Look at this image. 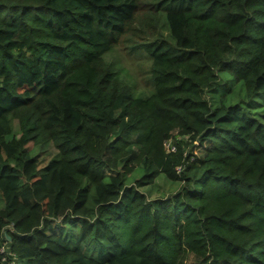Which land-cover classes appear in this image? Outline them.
Masks as SVG:
<instances>
[{
  "label": "trees",
  "instance_id": "trees-1",
  "mask_svg": "<svg viewBox=\"0 0 264 264\" xmlns=\"http://www.w3.org/2000/svg\"><path fill=\"white\" fill-rule=\"evenodd\" d=\"M0 264H264V0H0Z\"/></svg>",
  "mask_w": 264,
  "mask_h": 264
},
{
  "label": "rangeland",
  "instance_id": "rangeland-1",
  "mask_svg": "<svg viewBox=\"0 0 264 264\" xmlns=\"http://www.w3.org/2000/svg\"><path fill=\"white\" fill-rule=\"evenodd\" d=\"M126 48H117L111 54L107 55L106 61H115L118 65V69L121 71V76L123 80L132 86L137 95H142L143 92H147L151 89V83L149 81V72H148V61L146 58L142 57L141 61L145 64L140 65L133 57V55H128V50ZM225 79H228L227 76H224ZM137 85V90L135 84ZM227 87L222 86L220 87L215 93L216 95L219 94V97L226 91ZM207 97L210 100H215L212 96V93H208ZM218 97V99H219ZM17 130V129H16ZM12 136H8L7 139L10 140ZM29 150L33 152L34 155H41L43 151L46 150V145L33 147V144L28 145ZM205 148V147H204ZM203 147L197 148L196 152L201 153L203 152ZM134 176L138 178L140 175L139 173L135 172ZM148 188L142 189L146 191ZM151 197L154 199L161 198L171 193L174 190L170 189V183L163 177H159L154 180L151 186ZM3 205V202L1 203Z\"/></svg>",
  "mask_w": 264,
  "mask_h": 264
},
{
  "label": "built area",
  "instance_id": "built-area-1",
  "mask_svg": "<svg viewBox=\"0 0 264 264\" xmlns=\"http://www.w3.org/2000/svg\"><path fill=\"white\" fill-rule=\"evenodd\" d=\"M171 150H172V152H176V148L175 147H172L171 146ZM178 173H180V170L178 169ZM2 252H4V250L2 249Z\"/></svg>",
  "mask_w": 264,
  "mask_h": 264
}]
</instances>
